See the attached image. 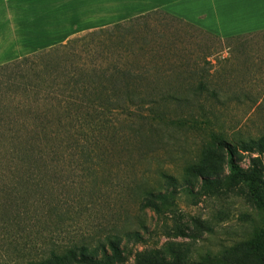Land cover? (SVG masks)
<instances>
[{"label":"rangeland","instance_id":"obj_1","mask_svg":"<svg viewBox=\"0 0 264 264\" xmlns=\"http://www.w3.org/2000/svg\"><path fill=\"white\" fill-rule=\"evenodd\" d=\"M245 38L221 39L161 14L95 38L94 60L104 69L116 65L142 75L144 89L174 92L180 100L163 104L159 123L151 108L132 113L154 128L137 121L144 138L124 131L92 178L64 135L65 166L59 176L47 175L52 193L41 192L50 204L0 208V262L17 264L15 248L40 258L119 237L123 256L104 264H264V249L251 247L264 235V212L245 184H223L231 173L229 148L241 169L258 166L264 174V32ZM20 77L19 70L0 69V124L22 120L15 111ZM191 168L206 169L209 187ZM151 196L163 198L160 214L146 208ZM133 233L142 240L129 238Z\"/></svg>","mask_w":264,"mask_h":264},{"label":"trees","instance_id":"obj_2","mask_svg":"<svg viewBox=\"0 0 264 264\" xmlns=\"http://www.w3.org/2000/svg\"><path fill=\"white\" fill-rule=\"evenodd\" d=\"M122 26L121 23L89 32L67 44L51 47L0 67L13 68L21 74L16 89L21 96L15 111L23 114L20 121H3L0 124V133H4V136H0V208L4 207V203L12 206L23 204L25 210L29 211L34 207L33 202L40 199L44 209L50 204L46 200L47 196L43 197L41 192L52 193L55 187L47 175L59 176V169L65 166L61 142L64 135L82 154L81 166L85 172H89L87 176L92 178L98 175V168L105 165L110 153L108 145L119 141L126 130L135 131L134 134L144 138L142 132L135 128L137 121L152 129L153 122H158V119L163 121L160 115L163 104L180 100L174 92H163L150 86L144 89L146 79L142 75L116 65L104 69L102 63L94 60L98 49L95 38L111 37L114 30ZM40 100L45 103L35 107L34 104ZM146 108H151L150 114L155 117L153 122L132 114L140 115ZM51 115L57 116L56 123L39 119ZM228 157L231 173L223 181L224 187L235 182L245 184L256 208L264 212V174L258 166L251 172L241 169L235 162L231 148L228 149ZM191 171L204 176L205 186L209 187L212 183L205 178L209 177L205 173L206 169L191 168ZM162 200L161 196H151L145 206L160 214L162 206L158 201ZM18 219L15 217V220ZM131 236L142 240L138 233L130 234L129 238ZM121 241L119 237H111L106 243H99L94 248L71 247L62 252L52 251L40 258L22 255V251L15 248V262L104 264L113 257L123 256ZM251 247L257 252L263 250L264 235L254 239ZM97 256H100V260ZM145 264L165 263L148 260Z\"/></svg>","mask_w":264,"mask_h":264},{"label":"crops","instance_id":"obj_3","mask_svg":"<svg viewBox=\"0 0 264 264\" xmlns=\"http://www.w3.org/2000/svg\"><path fill=\"white\" fill-rule=\"evenodd\" d=\"M154 14L221 39L264 32V0H0V65Z\"/></svg>","mask_w":264,"mask_h":264}]
</instances>
